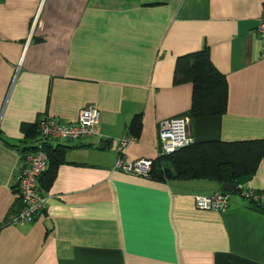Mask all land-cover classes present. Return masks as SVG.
I'll use <instances>...</instances> for the list:
<instances>
[{
  "label": "crops",
  "instance_id": "1",
  "mask_svg": "<svg viewBox=\"0 0 264 264\" xmlns=\"http://www.w3.org/2000/svg\"><path fill=\"white\" fill-rule=\"evenodd\" d=\"M263 2L0 0V264H264V209L241 193L264 192V156L237 179L241 190L222 213L195 204L221 189L215 179L115 168L118 139L136 115L131 161L159 156V124L175 116L195 141L264 140L254 32ZM204 49L226 77L225 110L195 116L193 83L175 82V73L179 57ZM89 104L100 110L96 134L52 141L64 158L43 182L46 208L13 223L19 149L35 123L43 114L74 122Z\"/></svg>",
  "mask_w": 264,
  "mask_h": 264
},
{
  "label": "trees",
  "instance_id": "2",
  "mask_svg": "<svg viewBox=\"0 0 264 264\" xmlns=\"http://www.w3.org/2000/svg\"><path fill=\"white\" fill-rule=\"evenodd\" d=\"M191 80L194 88L193 114L195 116L212 115L225 110L226 77L213 65L207 49L179 57L175 73V82ZM141 117L136 115L129 124L130 133L138 138L141 129ZM35 135L21 152L25 154L38 148L39 120L35 123ZM61 144L51 142L43 144L48 154V167L39 179V189L45 191L43 182L53 174V166L63 160L64 149ZM264 156V140L255 141H195L171 154H159L152 159L149 177L172 178H209L217 180L222 191L225 184L234 185V192L241 189L237 179L257 168ZM256 207L264 209V200L251 201ZM22 206V201H21Z\"/></svg>",
  "mask_w": 264,
  "mask_h": 264
},
{
  "label": "built area",
  "instance_id": "3",
  "mask_svg": "<svg viewBox=\"0 0 264 264\" xmlns=\"http://www.w3.org/2000/svg\"><path fill=\"white\" fill-rule=\"evenodd\" d=\"M35 15L34 25L39 18ZM33 25V26H34ZM254 32L261 40V52L264 56V2L263 11L258 18ZM32 37V32L29 40ZM100 120V110L97 106L89 104L84 107L76 121L64 123L60 119L43 114L39 119L38 148L25 154L21 159V166L16 175L17 188L22 201V207L12 218L13 223H24L41 215L46 208L47 196L39 189V179L48 167V154L43 149L45 142L58 140H79L96 134V126ZM137 137L130 133L118 139L116 149L115 168L126 173L148 176L152 166V159L141 158L134 161L128 159V149L135 143ZM159 154H171L178 149L194 142L189 131V122L183 116H175L159 124ZM242 195L250 201L264 200V192L241 191ZM232 193L217 190L210 195L197 194L196 207L203 210L225 212L230 206Z\"/></svg>",
  "mask_w": 264,
  "mask_h": 264
},
{
  "label": "water",
  "instance_id": "4",
  "mask_svg": "<svg viewBox=\"0 0 264 264\" xmlns=\"http://www.w3.org/2000/svg\"><path fill=\"white\" fill-rule=\"evenodd\" d=\"M99 147H100V148H103L104 145H103V144H100ZM224 188H225V190L228 191V192H233L235 186H234V185H231V184H225V185H224Z\"/></svg>",
  "mask_w": 264,
  "mask_h": 264
}]
</instances>
